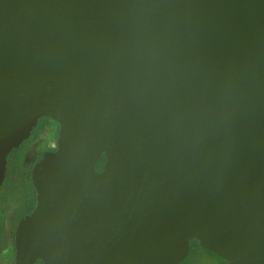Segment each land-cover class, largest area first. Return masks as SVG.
Returning a JSON list of instances; mask_svg holds the SVG:
<instances>
[{
    "label": "water",
    "instance_id": "obj_1",
    "mask_svg": "<svg viewBox=\"0 0 264 264\" xmlns=\"http://www.w3.org/2000/svg\"><path fill=\"white\" fill-rule=\"evenodd\" d=\"M41 116L13 264H264V0H0V189Z\"/></svg>",
    "mask_w": 264,
    "mask_h": 264
},
{
    "label": "trees",
    "instance_id": "obj_2",
    "mask_svg": "<svg viewBox=\"0 0 264 264\" xmlns=\"http://www.w3.org/2000/svg\"><path fill=\"white\" fill-rule=\"evenodd\" d=\"M56 122L50 117L41 116L38 119V123L32 131L31 136L25 140L18 148H14L8 156V169L7 176L11 179H15L19 183V189L21 191V200L18 205V212L12 226L9 227L6 222V214L0 216V264H13L15 259V227L18 221L26 214L33 211L36 205V191L31 180V170L33 165L42 157L43 151H45V144L56 142L58 126L53 128ZM50 131L48 135H44L47 131ZM41 143L38 154L27 158V152L33 148L37 143ZM98 162L100 169L103 168L105 162ZM5 199V198H4ZM0 198V203L6 204L7 198L4 200ZM191 251L189 256L179 264H207L203 262L202 252L206 251L217 258L220 264H229L227 261H223L217 255L204 249L200 246L197 239H191L190 241ZM36 264H41L37 262ZM209 264V263H208ZM211 264H217L216 262Z\"/></svg>",
    "mask_w": 264,
    "mask_h": 264
},
{
    "label": "rangeland",
    "instance_id": "obj_3",
    "mask_svg": "<svg viewBox=\"0 0 264 264\" xmlns=\"http://www.w3.org/2000/svg\"><path fill=\"white\" fill-rule=\"evenodd\" d=\"M46 145V144H45ZM41 143H37L27 152V158H31L38 154V151L40 149ZM21 191L19 189V183L15 181V179H11L7 176L5 179L2 188L0 189V198L6 199L7 203L3 204L0 203V215L4 213L6 214V222L9 227L12 226V223L14 221V218L17 215L18 212V205L21 200ZM4 199V200H5ZM1 217V216H0ZM203 262L204 263H214L220 264L219 260L215 258L212 254L203 251L202 252Z\"/></svg>",
    "mask_w": 264,
    "mask_h": 264
},
{
    "label": "flooded vegetation",
    "instance_id": "obj_4",
    "mask_svg": "<svg viewBox=\"0 0 264 264\" xmlns=\"http://www.w3.org/2000/svg\"><path fill=\"white\" fill-rule=\"evenodd\" d=\"M57 126H58V124L55 123V124L53 125V128H56ZM49 132H50V131L48 130L47 133L44 134V135H48ZM55 144H56V142L47 143V144L45 145V147H46L45 150H47V149H53V148L55 147ZM100 161L102 162V161H103V158H101ZM100 161H99V162H100ZM95 168H96V170H98V171L102 170V169H100V167L98 166V164L95 166Z\"/></svg>",
    "mask_w": 264,
    "mask_h": 264
}]
</instances>
